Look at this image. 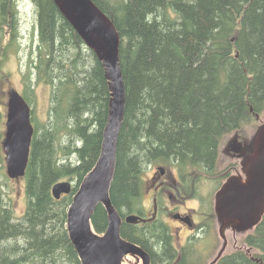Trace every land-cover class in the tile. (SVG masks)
Wrapping results in <instances>:
<instances>
[{
	"label": "trees",
	"instance_id": "obj_1",
	"mask_svg": "<svg viewBox=\"0 0 264 264\" xmlns=\"http://www.w3.org/2000/svg\"><path fill=\"white\" fill-rule=\"evenodd\" d=\"M93 1L121 37L126 112L111 199L123 219L122 236L147 251L152 264H201L194 247L177 248L158 220L141 228L125 219L142 211L147 167L213 173L225 139L253 115L264 119V0ZM33 2L38 45L31 70L51 87L52 122L34 125L23 217L15 218L11 202L0 196V264H82L67 213L100 158L111 94L102 63L54 0ZM16 14V0H0L3 50L19 37ZM5 161L0 147V166ZM65 179L77 184L56 200L52 188ZM92 225L106 232L102 205ZM242 243L218 264H264V218Z\"/></svg>",
	"mask_w": 264,
	"mask_h": 264
},
{
	"label": "water",
	"instance_id": "obj_2",
	"mask_svg": "<svg viewBox=\"0 0 264 264\" xmlns=\"http://www.w3.org/2000/svg\"><path fill=\"white\" fill-rule=\"evenodd\" d=\"M86 47L102 63L111 94L109 115L104 131L102 151L95 167L85 176L67 213V230L82 264H124L135 257L142 264H152L151 255L142 247L122 236L123 219L111 199V189L117 170L120 133L126 112V86L121 69V37L114 22L93 0H54ZM32 108L24 96L9 92L6 134L2 143L7 175L12 180L26 176L35 127ZM259 118V116H257ZM234 134L228 149L239 154L242 173L231 176L215 198V215L222 247L210 264H218L228 248L227 233L245 236L254 231L264 218V119L248 142L241 144ZM73 183L62 181L52 188L53 197L60 200L70 195ZM102 205L108 216L103 235L95 232L92 219ZM127 224L138 225L145 219L130 215Z\"/></svg>",
	"mask_w": 264,
	"mask_h": 264
},
{
	"label": "rangeland",
	"instance_id": "obj_3",
	"mask_svg": "<svg viewBox=\"0 0 264 264\" xmlns=\"http://www.w3.org/2000/svg\"><path fill=\"white\" fill-rule=\"evenodd\" d=\"M113 3L118 0H111ZM16 17L18 19V32L19 37L16 41L9 44V48L3 50L4 45L0 46V147L5 139L6 122L8 114V99L9 92L12 89L19 91L32 108L33 124L35 126H43L52 122L51 117V87L43 82H38L36 73L32 71L33 64H31V51H35L38 45V29H37V13L33 0H16ZM9 31V30H8ZM8 42V39L5 40ZM5 44V43H4ZM260 116L253 115L249 123L243 127L242 130L228 136L220 147V150L228 147L231 138L234 134L241 135L244 141H250L255 134L257 128L262 123ZM248 141V142H249ZM227 145V146H226ZM5 160V154L3 152ZM219 167L215 171L216 175L223 173L226 167L231 162L226 156L221 153L219 156ZM232 163V162H231ZM234 163V162H233ZM162 163L152 164L141 175V208L143 210L152 209L151 195L146 194L148 184L146 181L151 177L153 171L161 166ZM169 165V164H167ZM194 173L191 168L188 172ZM196 171V170H195ZM203 180L198 184V198L191 206L200 209L201 219L206 221L209 213L215 214V196L220 185L224 182V178L219 180H210L203 176ZM63 181H70L73 186L77 184L75 180L65 179ZM0 196L4 197L6 201H10L14 207L15 218L20 219L27 211L28 198L26 195V179L12 180L7 175L6 161L0 166ZM203 202V203H202ZM206 211L204 213L202 210ZM204 217V218H203ZM253 231H250L251 233ZM248 235V234H247ZM242 237H235L229 231L227 233L228 248L225 255L233 252L234 250H241L243 247ZM222 239L218 233V224L215 219L207 234L201 235V239L195 245L194 250L197 252L196 259L201 261V264H210V262L217 256L222 247ZM209 247L204 252L203 247ZM124 264H137L136 260L129 257L124 260ZM141 264V263H140Z\"/></svg>",
	"mask_w": 264,
	"mask_h": 264
},
{
	"label": "flooded vegetation",
	"instance_id": "obj_4",
	"mask_svg": "<svg viewBox=\"0 0 264 264\" xmlns=\"http://www.w3.org/2000/svg\"><path fill=\"white\" fill-rule=\"evenodd\" d=\"M243 139L244 138L240 135L238 140L241 144H245ZM220 153L224 157L226 156L232 163L229 162V166L219 175H216L215 171L219 167L220 161H218L217 167L213 173H205L194 167H191L194 173H191V171L183 173L180 166L175 164H162L158 166L153 171L151 177L146 181V185L148 184L146 194L152 196V209L147 211V209L143 208L142 211L134 214L145 219V222L137 226L142 228L158 220L168 229L170 235L173 237L175 246L180 250L191 248V245L196 244V241L198 243L199 238L201 239V235H205L209 232L213 219L217 221L216 215L213 213L207 215L206 221H197V219H201L200 215L202 216V213L199 212L200 209L198 211V209L191 206V204L196 201V198H198L197 186L204 179L203 176L210 180L224 178V182L220 185L222 187L231 176L242 173L241 160L237 159L239 154L230 151L227 147L220 150ZM187 169L189 170L190 168L188 167ZM202 211L206 213L204 209ZM231 233L233 236L238 237L234 235L232 231ZM209 247L204 246V252H206ZM132 258L136 260L137 264H142V261L138 262L137 258Z\"/></svg>",
	"mask_w": 264,
	"mask_h": 264
}]
</instances>
